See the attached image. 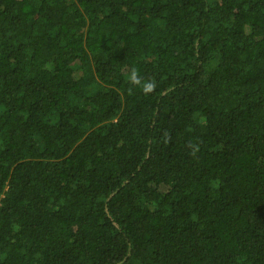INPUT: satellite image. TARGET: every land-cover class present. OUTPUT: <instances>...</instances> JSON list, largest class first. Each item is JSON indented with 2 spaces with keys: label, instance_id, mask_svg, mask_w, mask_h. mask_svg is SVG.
I'll return each instance as SVG.
<instances>
[{
  "label": "trees",
  "instance_id": "obj_1",
  "mask_svg": "<svg viewBox=\"0 0 264 264\" xmlns=\"http://www.w3.org/2000/svg\"><path fill=\"white\" fill-rule=\"evenodd\" d=\"M0 264H264V0H0Z\"/></svg>",
  "mask_w": 264,
  "mask_h": 264
},
{
  "label": "clouds",
  "instance_id": "obj_2",
  "mask_svg": "<svg viewBox=\"0 0 264 264\" xmlns=\"http://www.w3.org/2000/svg\"><path fill=\"white\" fill-rule=\"evenodd\" d=\"M128 81L130 84L140 87L145 95L153 92L156 88V82L151 78L144 79L140 76L139 70L133 67L128 74ZM196 149L193 148V155Z\"/></svg>",
  "mask_w": 264,
  "mask_h": 264
}]
</instances>
